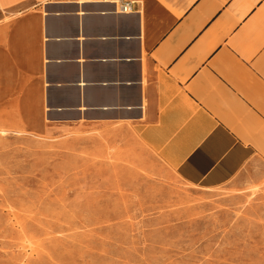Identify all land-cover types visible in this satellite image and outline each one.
<instances>
[{
  "label": "crops",
  "instance_id": "1",
  "mask_svg": "<svg viewBox=\"0 0 264 264\" xmlns=\"http://www.w3.org/2000/svg\"><path fill=\"white\" fill-rule=\"evenodd\" d=\"M126 1L0 0V102L138 139L195 185L264 171V0Z\"/></svg>",
  "mask_w": 264,
  "mask_h": 264
},
{
  "label": "rangeland",
  "instance_id": "2",
  "mask_svg": "<svg viewBox=\"0 0 264 264\" xmlns=\"http://www.w3.org/2000/svg\"><path fill=\"white\" fill-rule=\"evenodd\" d=\"M118 136L0 102V264H264V171L195 185Z\"/></svg>",
  "mask_w": 264,
  "mask_h": 264
},
{
  "label": "built area",
  "instance_id": "3",
  "mask_svg": "<svg viewBox=\"0 0 264 264\" xmlns=\"http://www.w3.org/2000/svg\"><path fill=\"white\" fill-rule=\"evenodd\" d=\"M106 1L115 4L118 8V12H125V13L132 12L135 4L133 1H126V0H106Z\"/></svg>",
  "mask_w": 264,
  "mask_h": 264
}]
</instances>
